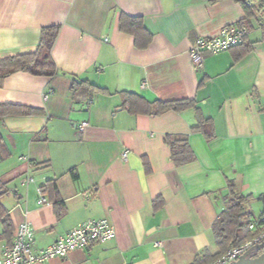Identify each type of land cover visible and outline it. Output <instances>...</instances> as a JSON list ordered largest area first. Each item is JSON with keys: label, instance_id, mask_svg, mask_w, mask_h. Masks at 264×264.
Instances as JSON below:
<instances>
[{"label": "crops", "instance_id": "1", "mask_svg": "<svg viewBox=\"0 0 264 264\" xmlns=\"http://www.w3.org/2000/svg\"><path fill=\"white\" fill-rule=\"evenodd\" d=\"M212 1L0 0V59L33 53L41 29L60 27L55 76L18 72L0 83V105L38 111L0 118L1 203L13 234L28 223L42 249L86 220L105 218L115 229L108 241L40 264H191L217 253L212 227L228 181L250 197L251 220L264 208V10L250 21L243 57L234 61L235 49L207 54L195 70L194 41L245 18L232 0ZM122 14L142 19L151 35L145 49L118 30ZM74 79L106 93L73 95ZM125 93L148 102L194 100L213 138L191 132L193 109L129 114ZM166 135L186 136L194 161L175 167ZM28 176L33 182L22 185ZM48 180L56 182L61 218L48 198L38 204L37 188Z\"/></svg>", "mask_w": 264, "mask_h": 264}, {"label": "trees", "instance_id": "2", "mask_svg": "<svg viewBox=\"0 0 264 264\" xmlns=\"http://www.w3.org/2000/svg\"><path fill=\"white\" fill-rule=\"evenodd\" d=\"M214 0L212 2H215ZM240 5L245 15V18L239 22L237 27H245L250 29V21L254 18L257 11L264 10V0H232ZM264 12V11H263ZM59 26H50L41 29L40 41L37 49L33 53L10 56L0 59V83L1 81L18 72L27 73L32 76L39 77H53L57 74L56 65L52 59L51 51L53 45L59 34ZM118 30L122 33L131 35L135 40V47L138 49H145L150 41L151 35L146 31L140 17H131L122 14L118 21ZM235 49L234 61H238L249 50L250 46L245 42L239 46L233 47ZM202 84V82H201ZM199 84V86L201 85ZM70 89L75 95L78 92L90 91L95 93H106L105 89L99 88L87 81L73 80ZM122 101V107L131 115H145L149 117H156L165 112H181L187 109H193L197 117V125L191 128V132L201 133L206 141L213 138V126L209 119H205L201 111L197 107L194 100H177V101H152L148 102L143 97L136 94L125 93ZM37 110L30 108L14 106V105H0V118L14 115H34ZM164 144L169 148L170 161L175 167H181L194 161L195 157L189 147L186 136H171L166 135ZM143 166L146 173L150 172V166L146 159H143ZM43 193L47 195L49 202L53 205L54 212L57 218H61L64 213L63 205L57 193L56 182L48 180L41 186ZM228 195L226 198L225 209L219 214L216 221L213 223V233L217 253L214 255H204L196 257L191 264H207L231 247H237L252 240L257 231L248 230V225L251 223L252 215L248 212L245 206L248 204L250 197H244L236 193L233 182H227ZM6 193L3 189L0 191V241L6 245L11 243L13 235V227L7 215V211L1 203V197ZM162 205V200L155 202V208ZM257 219V218H256ZM264 252V239L259 242L253 258L259 256Z\"/></svg>", "mask_w": 264, "mask_h": 264}, {"label": "built area", "instance_id": "3", "mask_svg": "<svg viewBox=\"0 0 264 264\" xmlns=\"http://www.w3.org/2000/svg\"><path fill=\"white\" fill-rule=\"evenodd\" d=\"M248 30L245 27L235 25L223 27L213 37H199L191 45L188 56L195 70L201 69L203 60L207 54H217L243 44L247 39ZM81 123L79 129L86 127ZM127 152L121 155L125 161ZM21 162H27L25 157H20ZM31 165L30 162H28ZM33 182L28 176L22 179L21 184L26 185ZM38 204L48 202L42 188H37ZM248 230L257 231V235L249 242L237 247L229 248L225 253L207 264H231L240 259H252L259 242L264 239V208L260 211L257 219L251 221ZM115 229L105 218L90 219L83 222L79 227L59 235L53 243L45 248L35 247L33 231L28 223H22L14 232L11 243L3 245L0 252V264H40L52 259H63L76 249H85L93 243H103L112 239ZM160 244L157 243L156 246Z\"/></svg>", "mask_w": 264, "mask_h": 264}, {"label": "water", "instance_id": "4", "mask_svg": "<svg viewBox=\"0 0 264 264\" xmlns=\"http://www.w3.org/2000/svg\"><path fill=\"white\" fill-rule=\"evenodd\" d=\"M231 264H264V252L252 259H240Z\"/></svg>", "mask_w": 264, "mask_h": 264}, {"label": "rangeland", "instance_id": "5", "mask_svg": "<svg viewBox=\"0 0 264 264\" xmlns=\"http://www.w3.org/2000/svg\"><path fill=\"white\" fill-rule=\"evenodd\" d=\"M245 208H247V206H245Z\"/></svg>", "mask_w": 264, "mask_h": 264}]
</instances>
